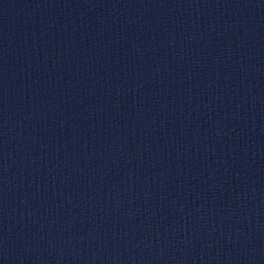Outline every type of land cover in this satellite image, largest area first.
<instances>
[{
	"label": "water",
	"instance_id": "obj_1",
	"mask_svg": "<svg viewBox=\"0 0 264 264\" xmlns=\"http://www.w3.org/2000/svg\"><path fill=\"white\" fill-rule=\"evenodd\" d=\"M0 264H264V0H0Z\"/></svg>",
	"mask_w": 264,
	"mask_h": 264
}]
</instances>
